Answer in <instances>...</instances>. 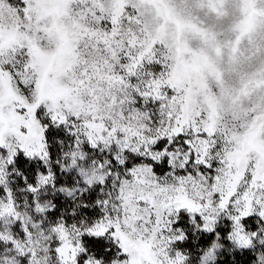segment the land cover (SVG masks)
Returning a JSON list of instances; mask_svg holds the SVG:
<instances>
[{"label": "snow or ice", "instance_id": "snow-or-ice-1", "mask_svg": "<svg viewBox=\"0 0 264 264\" xmlns=\"http://www.w3.org/2000/svg\"><path fill=\"white\" fill-rule=\"evenodd\" d=\"M0 264H264V0H0Z\"/></svg>", "mask_w": 264, "mask_h": 264}]
</instances>
